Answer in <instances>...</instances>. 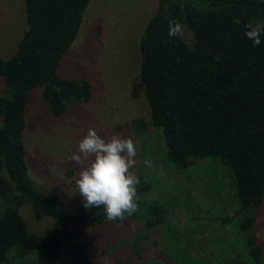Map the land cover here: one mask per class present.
<instances>
[{"label":"trees","instance_id":"16d2710c","mask_svg":"<svg viewBox=\"0 0 264 264\" xmlns=\"http://www.w3.org/2000/svg\"><path fill=\"white\" fill-rule=\"evenodd\" d=\"M90 1L24 0L26 29L14 53L0 56L8 91L0 96V263L16 248L18 254L34 251L36 264L55 263L62 255L68 264H93L80 235L108 220L104 206L85 209L84 201L71 210L38 190L28 174L24 140L31 90L41 87L57 116L70 102L91 96L86 77L58 74ZM169 20L188 26L192 47L183 38H169ZM256 22L264 23V0H157L139 43V78L168 161L186 167L193 159L219 157L230 167L240 215L221 253L236 250L231 260L238 264H264L263 248L251 232L264 201V35L260 45L245 35ZM138 188L140 204L144 189ZM25 203L55 226L30 232L20 211ZM176 254L186 261L185 254Z\"/></svg>","mask_w":264,"mask_h":264},{"label":"rangeland","instance_id":"374dc122","mask_svg":"<svg viewBox=\"0 0 264 264\" xmlns=\"http://www.w3.org/2000/svg\"><path fill=\"white\" fill-rule=\"evenodd\" d=\"M156 6L157 0L89 2L58 74L86 77L92 84L91 96L70 102L57 116L43 100L41 87L29 92L24 130L28 174L38 190L74 210L84 198L77 187L80 168L71 157L89 128L105 139L132 138L136 147L132 171L139 179L137 188L144 189L141 202L133 215L81 232L93 264H238L231 260L236 250L221 253L233 239L232 221L240 215L230 167L219 157L176 167L168 161L161 133L150 122L139 78V43ZM182 25L183 39L192 47L193 33ZM25 29L24 0H0V56L14 53ZM7 92L0 76V96ZM145 160L155 166L148 167ZM20 211L30 232L39 234L55 226L48 216L37 218L29 203ZM251 232L264 252V201L255 212ZM181 252L186 261L176 254ZM0 264H36V257L34 251L18 254L12 248ZM52 264L68 263L62 255Z\"/></svg>","mask_w":264,"mask_h":264},{"label":"clouds","instance_id":"9594fccd","mask_svg":"<svg viewBox=\"0 0 264 264\" xmlns=\"http://www.w3.org/2000/svg\"><path fill=\"white\" fill-rule=\"evenodd\" d=\"M183 7V4H181ZM169 38H184L185 26L177 20H169ZM245 32L255 45L261 44L264 23H249ZM187 43V41H186ZM136 147L132 138L112 136L103 138L97 130L89 128L79 142L71 161L79 166L77 187L84 198L85 209L104 206L109 221L131 216L138 211L137 185L139 179L132 171L136 161ZM154 167L151 160H145Z\"/></svg>","mask_w":264,"mask_h":264}]
</instances>
